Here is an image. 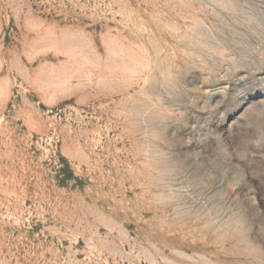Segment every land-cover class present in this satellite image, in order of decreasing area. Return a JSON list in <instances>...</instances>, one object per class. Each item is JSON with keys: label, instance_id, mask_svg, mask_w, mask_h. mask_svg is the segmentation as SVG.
<instances>
[{"label": "rangeland", "instance_id": "1", "mask_svg": "<svg viewBox=\"0 0 264 264\" xmlns=\"http://www.w3.org/2000/svg\"><path fill=\"white\" fill-rule=\"evenodd\" d=\"M0 264H264V0H0Z\"/></svg>", "mask_w": 264, "mask_h": 264}]
</instances>
